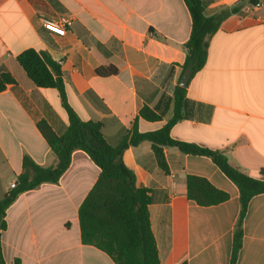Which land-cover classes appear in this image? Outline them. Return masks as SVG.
I'll use <instances>...</instances> for the list:
<instances>
[{
  "label": "crops",
  "instance_id": "obj_1",
  "mask_svg": "<svg viewBox=\"0 0 264 264\" xmlns=\"http://www.w3.org/2000/svg\"><path fill=\"white\" fill-rule=\"evenodd\" d=\"M206 17L236 8L207 38L204 66L189 78L182 118L170 136L222 153L246 176L264 179V0H200ZM72 18L60 37L41 17ZM191 19L183 0H0V73L15 81L0 92V197L29 157L42 167L56 158L37 129L45 121L61 136L68 118L56 90L37 87L17 62L27 49L47 53L60 65L68 104L83 121L101 124L118 145L133 123L139 133L164 127L174 115L184 44ZM98 68L116 73L100 76ZM181 87V86H180ZM143 107L160 119L139 117ZM167 172L151 143L123 153L136 187L149 198L150 228L160 264H229L240 212L237 187L206 156L164 147ZM81 150L71 155L58 184L25 192L6 209L1 248L6 264H114L80 239L78 208L99 176ZM188 176L207 180L227 200L199 206L186 193ZM235 264H264V194L248 202Z\"/></svg>",
  "mask_w": 264,
  "mask_h": 264
},
{
  "label": "trees",
  "instance_id": "obj_2",
  "mask_svg": "<svg viewBox=\"0 0 264 264\" xmlns=\"http://www.w3.org/2000/svg\"><path fill=\"white\" fill-rule=\"evenodd\" d=\"M191 19L189 38L184 44L186 56L182 69L191 70L190 77L205 64L207 57V38L215 33L225 16L236 8L224 9L220 13L206 17L200 0H183ZM251 5L259 0H240ZM18 64L28 78L39 88L57 91L64 108L68 126L66 131L57 136L45 121L37 124V129L56 158L54 166L42 167L29 157L21 161V172L12 186L0 199V239L6 229V209L19 195L37 189L45 183L58 184L68 169L71 155L75 150L83 151L99 168V176L78 208V222L82 244L94 246L104 252L114 264H160L156 241L150 228L146 191L135 184V176L123 159L124 150L142 141L151 143L156 162L161 170L167 172L163 148L174 147L190 155L206 156L237 187L239 192L240 212L233 233V244L229 264H235L241 247L242 220L248 202L258 194H264V179L244 175L232 167L219 151L199 147L194 144L174 140L170 136L172 126L181 120L185 104V88L174 89V115L161 129L139 133L133 123L121 142L110 145L101 133V124L81 120L68 104L65 84L61 76L60 65L42 51L27 49L16 57ZM100 76L116 73L114 68H98ZM14 79L7 73H0V92ZM139 117L146 121H158L160 117L151 109L143 107ZM187 197L199 206H211L224 202L228 195L207 180L188 176L186 179ZM0 264H6L0 240ZM14 264H19L16 259Z\"/></svg>",
  "mask_w": 264,
  "mask_h": 264
},
{
  "label": "built area",
  "instance_id": "obj_3",
  "mask_svg": "<svg viewBox=\"0 0 264 264\" xmlns=\"http://www.w3.org/2000/svg\"><path fill=\"white\" fill-rule=\"evenodd\" d=\"M43 28L57 36H64L68 28L72 25V18L66 15H58L56 17H41Z\"/></svg>",
  "mask_w": 264,
  "mask_h": 264
},
{
  "label": "water",
  "instance_id": "obj_4",
  "mask_svg": "<svg viewBox=\"0 0 264 264\" xmlns=\"http://www.w3.org/2000/svg\"><path fill=\"white\" fill-rule=\"evenodd\" d=\"M190 74H191V70L189 68L185 69L183 76L181 78V82H180L181 87H186L188 80L190 78ZM14 185H15V182L13 183L12 186H14Z\"/></svg>",
  "mask_w": 264,
  "mask_h": 264
},
{
  "label": "rangeland",
  "instance_id": "obj_5",
  "mask_svg": "<svg viewBox=\"0 0 264 264\" xmlns=\"http://www.w3.org/2000/svg\"><path fill=\"white\" fill-rule=\"evenodd\" d=\"M2 197H0V199H1Z\"/></svg>",
  "mask_w": 264,
  "mask_h": 264
}]
</instances>
